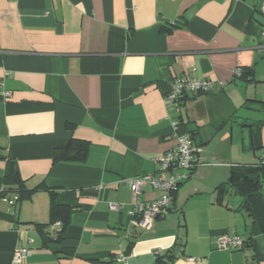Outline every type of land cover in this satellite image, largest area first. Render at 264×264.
Segmentation results:
<instances>
[{
	"label": "crops",
	"instance_id": "crops-1",
	"mask_svg": "<svg viewBox=\"0 0 264 264\" xmlns=\"http://www.w3.org/2000/svg\"><path fill=\"white\" fill-rule=\"evenodd\" d=\"M263 24L264 0H0V264L20 245L22 264H156L168 250L171 264H264L241 197L215 192L230 167L264 164ZM180 76L215 86L168 101ZM177 133L193 135L194 165L168 213L139 227L127 179L166 177ZM76 143L83 158L53 159ZM51 192L70 214L44 241ZM223 233L243 246L219 248Z\"/></svg>",
	"mask_w": 264,
	"mask_h": 264
},
{
	"label": "built area",
	"instance_id": "built-area-1",
	"mask_svg": "<svg viewBox=\"0 0 264 264\" xmlns=\"http://www.w3.org/2000/svg\"><path fill=\"white\" fill-rule=\"evenodd\" d=\"M262 33L264 34V24L262 26ZM234 73L239 76L241 74V68L237 67ZM220 84L223 85L224 82H220ZM214 86V82L208 79L180 76L172 80L166 99L168 101L175 100L184 92L205 93L211 91ZM172 124L175 127L177 126L176 121H172ZM176 139V147L164 153L159 159L160 170L169 172L166 177L155 179L150 175L143 174L135 178L127 179L134 197L133 211L131 212L133 215V223L139 227L148 228L152 226L157 217L168 213L172 192L188 177V172L191 171L194 165V155L198 154L199 148L194 144L191 136L185 133H177ZM145 183H150L153 187L161 191L160 195L150 202H143L138 197ZM15 199L16 197H13L8 202L13 204ZM111 207L115 208L114 205H111ZM50 227L52 229V226ZM216 242L219 248L238 249L243 246L244 239L240 235L223 233L217 237ZM29 254L30 249L26 245H20L13 249L11 260L14 263L22 264ZM117 261L125 264L123 256H119Z\"/></svg>",
	"mask_w": 264,
	"mask_h": 264
},
{
	"label": "trees",
	"instance_id": "trees-1",
	"mask_svg": "<svg viewBox=\"0 0 264 264\" xmlns=\"http://www.w3.org/2000/svg\"><path fill=\"white\" fill-rule=\"evenodd\" d=\"M246 72L243 68H241V74L239 77H244ZM193 139V135L190 134ZM72 148V145L68 147V149H57L54 152L53 159L60 160L62 157L71 160L72 158L80 159L84 157L86 153V145L81 143H76L73 148L74 156H69L68 151ZM190 176V175H189ZM263 181H264V164H259L257 166H232L229 170L228 179L225 182L218 184L215 187L217 201L223 200L224 196L230 192L234 194H238L241 197L240 209L250 214L258 229L260 231H264V189H263ZM20 184V183H19ZM181 184V183H180ZM179 184V186H180ZM179 188V187H178ZM178 188L174 191L176 192ZM19 197L21 199L29 194V190L24 189L23 184L21 183L19 186ZM173 193V192H172ZM50 209L49 216L50 221L46 225L40 226L39 230L44 238V241L48 239V232L45 230L47 226L54 223L55 221L60 220L62 229L60 232L62 233L64 228L66 227L70 208L68 206L58 205L55 203L54 193H50ZM52 239V238H51ZM174 258L171 250L165 252L164 255L157 257L156 264H171ZM258 261V259H257ZM258 264V263H257Z\"/></svg>",
	"mask_w": 264,
	"mask_h": 264
},
{
	"label": "rangeland",
	"instance_id": "rangeland-1",
	"mask_svg": "<svg viewBox=\"0 0 264 264\" xmlns=\"http://www.w3.org/2000/svg\"><path fill=\"white\" fill-rule=\"evenodd\" d=\"M238 115H241V114L239 113ZM232 196H235V197L239 198V196H238V195L236 196V194H234V195H232Z\"/></svg>",
	"mask_w": 264,
	"mask_h": 264
}]
</instances>
